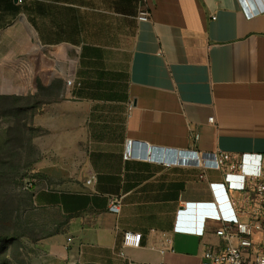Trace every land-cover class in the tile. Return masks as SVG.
<instances>
[{
    "label": "crops",
    "instance_id": "0c3cea01",
    "mask_svg": "<svg viewBox=\"0 0 264 264\" xmlns=\"http://www.w3.org/2000/svg\"><path fill=\"white\" fill-rule=\"evenodd\" d=\"M12 2L16 11L0 8V94L35 98L55 85L35 107L44 132L34 170L88 179L76 190L33 186L35 206L67 217L38 240L34 262L201 264L203 249L220 242L210 232L219 223L206 218L202 236L193 228L205 211L227 213L235 193L217 188L214 198L198 169L136 153L264 154V10L249 4L248 16L240 0ZM128 140L134 155L125 159ZM209 179L223 181L214 171ZM112 195L117 214L107 210ZM152 229L173 249L151 248ZM125 231L141 233V244L123 247Z\"/></svg>",
    "mask_w": 264,
    "mask_h": 264
},
{
    "label": "built area",
    "instance_id": "2783aa9c",
    "mask_svg": "<svg viewBox=\"0 0 264 264\" xmlns=\"http://www.w3.org/2000/svg\"><path fill=\"white\" fill-rule=\"evenodd\" d=\"M240 1L245 6V13L248 16L253 15L249 4L256 10H264V0ZM17 2L21 3L23 0ZM139 18L148 19L147 12L142 11ZM66 82L72 84L73 80L70 78ZM212 119L213 117L209 118L210 121ZM150 153L151 155L142 152L136 154L165 166H187L198 169V178L208 181L214 198L217 188L225 193L228 190L235 193L233 197L227 198L229 202L227 213L219 210L205 211L201 215L200 227L193 228L194 233L202 236L208 232L206 218H213L219 223L210 232L217 235L220 242L209 243L203 249L201 264H264V154L251 156L247 153L237 154L221 150L202 152L196 149ZM133 155V145L128 140L123 157L127 159ZM210 171L219 172L223 181H210ZM28 186H31V183ZM214 202L215 199L203 203L214 204ZM120 207V196L112 195L108 198V211L117 214ZM203 217H205L204 221ZM152 233L156 238L150 245L151 248L157 249L160 253L173 249L171 236L166 231L152 229ZM141 239V233L125 231L122 246L128 244L139 246ZM119 255L126 258L123 250ZM127 264L132 263L127 261Z\"/></svg>",
    "mask_w": 264,
    "mask_h": 264
},
{
    "label": "rangeland",
    "instance_id": "374dc122",
    "mask_svg": "<svg viewBox=\"0 0 264 264\" xmlns=\"http://www.w3.org/2000/svg\"><path fill=\"white\" fill-rule=\"evenodd\" d=\"M21 5L24 10H29L32 0H25ZM28 27L31 28L30 24ZM56 88L55 85L40 86L35 98L32 93L0 94V264H36L34 260L40 253L36 246L38 240L57 232L66 223V215L59 210L34 205L33 186L76 190L88 181L80 174L47 178L34 170V164L41 156L40 142L44 131L34 125L36 108L33 104L38 107ZM14 95L20 98H13Z\"/></svg>",
    "mask_w": 264,
    "mask_h": 264
},
{
    "label": "trees",
    "instance_id": "16d2710c",
    "mask_svg": "<svg viewBox=\"0 0 264 264\" xmlns=\"http://www.w3.org/2000/svg\"><path fill=\"white\" fill-rule=\"evenodd\" d=\"M3 6L5 8H10L13 11H16L17 10V6L15 4H13L12 0L11 1L10 0H0V8L3 7ZM0 97H2V96H0ZM13 98H15V99L18 100L20 98V96L14 95ZM33 107L35 108V107H37V105L36 104H33ZM32 195L33 194H31V198H32ZM1 239L2 238L0 236V246H1ZM0 256H1V251H0Z\"/></svg>",
    "mask_w": 264,
    "mask_h": 264
},
{
    "label": "bare ground",
    "instance_id": "6f19581e",
    "mask_svg": "<svg viewBox=\"0 0 264 264\" xmlns=\"http://www.w3.org/2000/svg\"><path fill=\"white\" fill-rule=\"evenodd\" d=\"M148 154H149V155H151V153H150V152H149Z\"/></svg>",
    "mask_w": 264,
    "mask_h": 264
},
{
    "label": "water",
    "instance_id": "95a60500",
    "mask_svg": "<svg viewBox=\"0 0 264 264\" xmlns=\"http://www.w3.org/2000/svg\"><path fill=\"white\" fill-rule=\"evenodd\" d=\"M14 1H17V0H14Z\"/></svg>",
    "mask_w": 264,
    "mask_h": 264
}]
</instances>
